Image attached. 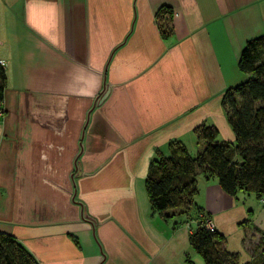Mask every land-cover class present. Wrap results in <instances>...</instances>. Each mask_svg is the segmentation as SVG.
Masks as SVG:
<instances>
[{
    "label": "crops",
    "instance_id": "1",
    "mask_svg": "<svg viewBox=\"0 0 264 264\" xmlns=\"http://www.w3.org/2000/svg\"><path fill=\"white\" fill-rule=\"evenodd\" d=\"M263 34L264 0H0V231L38 264H201L187 237L203 213L248 261L264 199L201 173L193 206L152 213L143 182L168 141L202 147L201 123L233 140L221 95Z\"/></svg>",
    "mask_w": 264,
    "mask_h": 264
},
{
    "label": "trees",
    "instance_id": "2",
    "mask_svg": "<svg viewBox=\"0 0 264 264\" xmlns=\"http://www.w3.org/2000/svg\"><path fill=\"white\" fill-rule=\"evenodd\" d=\"M160 14L166 18H158ZM170 15L168 7H160L155 13L163 39L171 34ZM237 68L245 78L221 95L233 140L218 141L216 128L201 123L192 130L195 141L203 143L195 154H189L177 140L167 142V154L156 150L143 182L152 213L174 208L184 212L193 206L196 176L201 173L214 176L221 190L229 195L243 191L264 199V34L245 41L238 54ZM4 88L5 72L0 63V103ZM196 219V227L187 241L203 264H264V244L260 238L252 245L250 259L239 263L237 253L225 249L224 236L204 226L208 215L198 213ZM0 264L38 262L13 235L0 231ZM185 264L193 263L187 259Z\"/></svg>",
    "mask_w": 264,
    "mask_h": 264
},
{
    "label": "built area",
    "instance_id": "3",
    "mask_svg": "<svg viewBox=\"0 0 264 264\" xmlns=\"http://www.w3.org/2000/svg\"><path fill=\"white\" fill-rule=\"evenodd\" d=\"M0 63L3 65V61H1L0 60ZM3 114V110H2V108L0 107V116ZM204 226L207 228V229H209L210 231L212 230V228H213V224H212V222L210 221V220H208V219H206L205 221H204Z\"/></svg>",
    "mask_w": 264,
    "mask_h": 264
},
{
    "label": "rangeland",
    "instance_id": "4",
    "mask_svg": "<svg viewBox=\"0 0 264 264\" xmlns=\"http://www.w3.org/2000/svg\"><path fill=\"white\" fill-rule=\"evenodd\" d=\"M241 81H243V79L241 80ZM241 81H239V82H241ZM238 82V83H239ZM237 84V83H236ZM235 85V84H234ZM233 85V86H234ZM189 152H191V151H189ZM209 230V229H208ZM212 230H214V227L212 228ZM211 230V231H212ZM210 231V230H209ZM250 235V233L246 236V240H245V243H248V241H249V239H248V236ZM255 238H257V236H255ZM254 241V240H253ZM252 240H251V242H253ZM255 242V241H254ZM198 256V255H197ZM200 257V256H199ZM200 259V258H199ZM203 263V261H201V264Z\"/></svg>",
    "mask_w": 264,
    "mask_h": 264
},
{
    "label": "water",
    "instance_id": "5",
    "mask_svg": "<svg viewBox=\"0 0 264 264\" xmlns=\"http://www.w3.org/2000/svg\"><path fill=\"white\" fill-rule=\"evenodd\" d=\"M102 98H103V96L98 101L100 102Z\"/></svg>",
    "mask_w": 264,
    "mask_h": 264
}]
</instances>
